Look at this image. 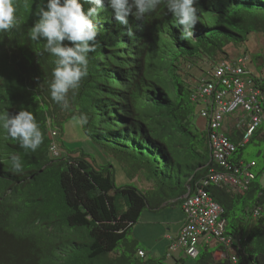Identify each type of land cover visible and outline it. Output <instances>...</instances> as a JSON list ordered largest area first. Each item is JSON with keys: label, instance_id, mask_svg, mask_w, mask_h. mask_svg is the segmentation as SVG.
I'll list each match as a JSON object with an SVG mask.
<instances>
[{"label": "trees", "instance_id": "16d2710c", "mask_svg": "<svg viewBox=\"0 0 264 264\" xmlns=\"http://www.w3.org/2000/svg\"><path fill=\"white\" fill-rule=\"evenodd\" d=\"M78 2L85 10L92 6ZM17 3V26L0 33V111H32L44 139L35 152L26 151L0 130V264H156L125 239L142 210L172 200L182 204L219 169L210 158L205 124L200 131L191 119L190 96L200 78L190 71L231 60L228 48L245 46L252 34L264 36V0H197L201 19L189 40L180 39L163 5L145 20L129 16L132 39L121 35L125 26L110 8L100 12L98 47L89 54L88 76L68 94L67 110L50 96L55 58L43 51V40L29 39L37 5ZM80 115L88 117L83 130L92 142L151 171L160 193L149 197L137 187H118L110 166L99 167L83 152H64V124ZM228 136L237 146L232 161L239 164L246 145L242 130ZM13 155L21 157L20 173L11 169ZM183 167L191 170L186 182ZM205 191L224 208L225 232L241 237V248L232 263L216 260L204 246L196 264H264V186L210 184Z\"/></svg>", "mask_w": 264, "mask_h": 264}, {"label": "clouds", "instance_id": "9594fccd", "mask_svg": "<svg viewBox=\"0 0 264 264\" xmlns=\"http://www.w3.org/2000/svg\"><path fill=\"white\" fill-rule=\"evenodd\" d=\"M33 2L37 5L33 13L37 19L30 28L29 39L36 42L43 40L45 42L43 51L55 58L53 79L49 85L50 96L65 110L69 109V92L78 89L81 81L88 76L89 54L94 53L99 44L97 36L100 12L110 8L114 19L125 26L121 35L129 39L134 38L133 27L129 25V16H133L136 20H145V17L160 5H163L175 18V26L180 29V39L193 38L194 27L201 19L198 14L201 9L197 0H90L92 6L86 10L78 0H33ZM17 10V0H0V33L9 32L17 26L19 22ZM136 27L140 26L136 25ZM73 120L83 126L87 124L88 117L80 115L73 117ZM0 130L5 133V140L17 141L26 151L35 152L44 139L33 112L25 108H21L15 115H10L6 110L0 111ZM226 133L228 134L229 131ZM11 169L16 173L23 171V163L19 155L11 157ZM234 239H239L240 242L238 246L230 249L224 248L216 241L217 246L221 245L219 247L221 251L217 255H222L218 259L215 254L217 250H214L216 260L230 259L232 263H237L236 250L241 248V237L237 236ZM172 245L173 241L170 242L172 251H179V254L192 258L183 250L173 248ZM202 245L209 246V243H202L200 246ZM200 250L199 247V252ZM199 252L192 259H197ZM183 256L176 257L175 260ZM140 257H146V254Z\"/></svg>", "mask_w": 264, "mask_h": 264}, {"label": "built area", "instance_id": "2783aa9c", "mask_svg": "<svg viewBox=\"0 0 264 264\" xmlns=\"http://www.w3.org/2000/svg\"><path fill=\"white\" fill-rule=\"evenodd\" d=\"M260 65L258 69L250 61L249 54L242 52L235 60L206 67L208 71L204 72L190 96L192 102L203 105L199 115L208 131L210 158L219 167L201 180L193 193L185 196L182 204L183 223L179 232L175 238L167 236L173 241V248L183 250L192 258L197 256L202 243L208 244L212 239L227 249L238 246L240 242L226 234L224 208L205 191V187L215 184L244 190L255 179L251 171L255 163L246 166L242 161L239 164L232 161L237 146L226 131L241 129V144L244 145L250 142L263 123L264 64ZM235 113L238 117L233 120L231 117ZM228 120V124L224 125ZM51 152L55 157L60 155L54 145ZM144 254L139 251L140 256ZM232 259L236 260L235 257Z\"/></svg>", "mask_w": 264, "mask_h": 264}, {"label": "rangeland", "instance_id": "374dc122", "mask_svg": "<svg viewBox=\"0 0 264 264\" xmlns=\"http://www.w3.org/2000/svg\"><path fill=\"white\" fill-rule=\"evenodd\" d=\"M244 47L249 50L250 61L258 69L261 68L262 65L260 64L264 63V36L252 34L245 46L236 49L228 48L230 58L235 60L244 51ZM256 55L263 58L256 60ZM256 64H259V66ZM206 70L208 71L206 66L201 65L200 67L192 69L190 73L192 76L201 78ZM182 76L180 75L178 79H183ZM185 78L191 79L189 76ZM189 106L192 112H194L191 119L201 131V128L204 129L205 122L200 117L199 110L203 105L190 102ZM234 117H238V114L235 113ZM224 125L227 124L224 123ZM258 129L252 136L250 142L240 151L239 156L246 166L252 163L256 164L251 168V171L256 175L253 181L264 186V121ZM194 131L197 133L196 129ZM200 131L198 132L200 133ZM62 143L64 152L66 150L78 151V153L83 152L88 155L90 161L99 167L110 166V169L113 171L116 186L137 187L146 192L149 197L160 193V189H158L153 179L154 174L151 171L138 168L133 163V159L122 157L120 155L122 153L118 152L115 154L110 150L99 147V145L92 142L90 137L86 136L83 126L76 124L73 118L64 124ZM188 172H191V170L183 167L182 180L185 182L188 180L185 176ZM179 214L178 205H166L157 210H152L146 206L125 239L133 243V247L136 250L140 249L144 251L146 259L155 260L157 262L156 264H161L159 259L166 257V263L174 264L170 255L172 253L169 247L171 241L167 239V236H171L168 233H172L173 231L170 226H174L181 219ZM203 247L204 245L200 246V249ZM208 247L210 251H214L217 247L216 240L212 239ZM183 257L185 264H196V259L188 258L185 255ZM219 257H222V255L220 254Z\"/></svg>", "mask_w": 264, "mask_h": 264}, {"label": "crops", "instance_id": "0c3cea01", "mask_svg": "<svg viewBox=\"0 0 264 264\" xmlns=\"http://www.w3.org/2000/svg\"><path fill=\"white\" fill-rule=\"evenodd\" d=\"M257 65V64H256ZM233 120L235 119V117L233 116V117H231ZM228 122H229V120L228 121H226L225 123L226 124H228ZM230 132V131H229ZM229 134V133H228ZM169 205H178L179 206V215H180V218L181 219H179L178 221H177V223L176 224H174V226H170L171 227V230H173L172 231V233L170 232V233H168L169 235H171V237H175L176 235H177V233L179 232V229H180V227H181V225H182V223H183V212H182V204L180 203V204H177V203H175V200H172V201H170L169 202ZM168 239V238H167ZM221 245H219V246H217L216 247V249L215 250H217V252L215 251V254H217V253H219L221 250H220V247ZM169 247H170V244H169ZM170 250H171V248H170ZM172 251V250H171ZM171 255V259H173V260H175V258L176 257H181L182 256V254H179V251H172V253L170 254ZM218 259H219V256L217 257Z\"/></svg>", "mask_w": 264, "mask_h": 264}]
</instances>
